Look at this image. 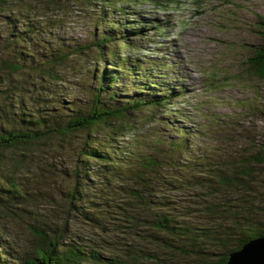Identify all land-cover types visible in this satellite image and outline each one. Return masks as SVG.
Here are the masks:
<instances>
[{
    "label": "trees",
    "instance_id": "obj_1",
    "mask_svg": "<svg viewBox=\"0 0 264 264\" xmlns=\"http://www.w3.org/2000/svg\"><path fill=\"white\" fill-rule=\"evenodd\" d=\"M59 1L0 0V15L5 13L12 23L8 25L14 27L10 38L1 43L0 96L14 91L20 95L13 98L21 101L19 90L28 84L43 87L63 80L65 52L58 53L60 50L48 43L37 48L34 40H45L32 18L33 12L40 15V10ZM97 1L108 3L103 7L113 12L116 0ZM139 22L113 36L119 26L112 21L111 30L94 40L100 64L112 69L100 68V74L97 71L96 93L90 102L66 113L23 117L26 111L22 108L21 115L7 110L12 103L9 94L4 96L5 110L0 105V112L7 114L0 120L7 126H0V174L10 176L13 192L0 197V208L11 210L8 205L17 199L22 205L17 216L25 217L32 211L33 204L26 207L28 198L15 180L29 148L47 152L52 145V149L61 148L57 151L81 157L80 165L71 172L73 185L65 213L79 215L87 223V231L77 229L71 234L66 223L50 224L51 229L45 231L44 219L37 218L38 228L29 225L37 243L28 254L27 264H224L229 252L264 235V137L255 140L243 135L248 148L240 152L234 136L227 135L216 142L223 147L216 148L219 154L211 155L203 151L205 145L198 146L200 152L195 155L198 151L189 148L191 142L183 138L189 131L184 127L180 128L184 132L181 137L170 140L166 147H154L152 152L142 151L143 142L133 150L120 151L101 145V140H114L116 129L128 122L129 113L164 107L182 91L178 84L169 86L165 70L158 71L168 66L166 62L158 64L151 58L141 69L139 58H121L118 49L131 47L130 32L143 35L146 27L159 32L164 26L146 24L143 19ZM259 27L263 42L251 48L244 62L245 69L264 78V20ZM112 44L115 60L106 62L105 50ZM121 79L138 93L122 97L114 87ZM71 104L74 106V101ZM181 110L174 109L171 115L177 117ZM167 122L169 128L180 127L179 123ZM99 133L105 134V139H99ZM80 136L83 141L73 146ZM229 142L231 146H225ZM14 150L21 151L18 158L10 160L4 155ZM64 233L70 237L65 238ZM3 253L0 264H4Z\"/></svg>",
    "mask_w": 264,
    "mask_h": 264
},
{
    "label": "rangeland",
    "instance_id": "obj_2",
    "mask_svg": "<svg viewBox=\"0 0 264 264\" xmlns=\"http://www.w3.org/2000/svg\"><path fill=\"white\" fill-rule=\"evenodd\" d=\"M89 1L60 0L59 4H49L40 10V15L33 12L32 18L41 28L40 34L45 40L39 43L34 40L37 48L48 43L53 49H59L58 53L65 52V68L61 72L63 80L47 87L28 84L19 90L23 95L21 101L17 100L18 97L13 98L20 93H8V100L12 103L11 108L7 107L10 113L21 115V108L26 111L21 115L23 117L27 114L66 113L70 108L90 102L96 93L100 68L112 69L111 65L100 64L94 40L111 30L109 23L112 21L118 22L119 26L117 28L116 25L112 32L114 36L119 31L123 32L127 28L125 26H137L143 19L146 24L164 26L159 28V32L146 27L148 29L143 30V35L130 32V49L121 48L118 53L121 58H139L142 62L137 63L141 69L152 59L158 60V64L166 62L168 66L158 68V71L165 70L169 86L178 84L182 91L164 107L129 113L128 122L116 129L114 140H101V145L120 151L123 148L133 150L143 142L142 151L152 152L154 147H166L170 140L181 137L184 133L180 131L182 127L189 128L183 138L191 142L189 148L198 151L195 155L200 152L197 148L201 145L207 147L203 151L208 154H219L216 148L223 147L217 146L216 142L227 135L234 136L240 152L248 148L246 138L263 139L264 78L245 69L244 61L251 48L263 42L259 25L264 20V0H116L113 12L104 8L108 3ZM121 7L124 8L122 12L119 10ZM8 24L12 23L6 19L5 13L1 14L0 48L1 43L4 45L7 41L8 34L14 32V27ZM114 45L105 50L106 62L115 60ZM13 82H17L15 77ZM126 84L121 79L114 86L122 97L138 93ZM8 94L3 92L0 96L3 110L7 98L4 96ZM71 101H74V106ZM177 108L182 109V114L177 117L171 115ZM3 110L0 116L5 118L3 115L7 113H2ZM0 121V126H7L6 122ZM167 121L175 126L179 123L180 127L169 128ZM241 134L242 137L238 138ZM104 135L99 133L98 138L105 139ZM158 140L161 145H156ZM82 141L83 138L78 137L73 146ZM97 141L94 143H100ZM225 146H231L230 142ZM52 147L47 152L38 148L26 150V159L20 163L22 168L20 170L19 165V173L15 176L28 198L26 207L33 204L31 213H26L25 217L17 216L20 213L18 207L22 206L17 204V199L8 205L11 210L4 206L0 208V252H4L1 256L4 264H27L28 254L37 243L29 225L33 223L38 228L37 218L44 219L45 231L51 229V225L62 223L71 229V234L77 229L87 231H84L87 223L79 215L65 213L68 192L73 185L71 172L80 165L81 157ZM20 153L14 150L4 152V155L11 160L18 158ZM9 177L0 174L1 198L9 197L13 192ZM89 179L97 180L95 177ZM63 235L70 237L69 233Z\"/></svg>",
    "mask_w": 264,
    "mask_h": 264
},
{
    "label": "water",
    "instance_id": "obj_3",
    "mask_svg": "<svg viewBox=\"0 0 264 264\" xmlns=\"http://www.w3.org/2000/svg\"><path fill=\"white\" fill-rule=\"evenodd\" d=\"M224 264H264V235L251 238L229 252Z\"/></svg>",
    "mask_w": 264,
    "mask_h": 264
}]
</instances>
